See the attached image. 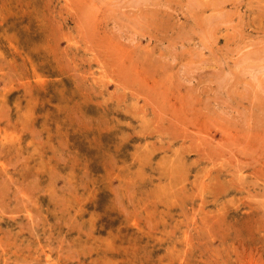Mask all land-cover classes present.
<instances>
[{"label": "rangeland", "instance_id": "1", "mask_svg": "<svg viewBox=\"0 0 264 264\" xmlns=\"http://www.w3.org/2000/svg\"><path fill=\"white\" fill-rule=\"evenodd\" d=\"M0 264H264V0H0Z\"/></svg>", "mask_w": 264, "mask_h": 264}, {"label": "bare ground", "instance_id": "2", "mask_svg": "<svg viewBox=\"0 0 264 264\" xmlns=\"http://www.w3.org/2000/svg\"><path fill=\"white\" fill-rule=\"evenodd\" d=\"M201 1V0H200ZM194 3V2H193ZM196 5V3H194ZM206 4V3H205ZM198 5V4H197Z\"/></svg>", "mask_w": 264, "mask_h": 264}]
</instances>
